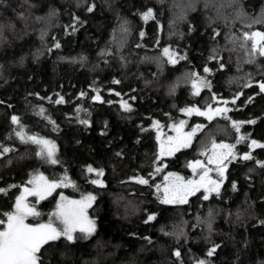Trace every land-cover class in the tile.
<instances>
[{
  "label": "trees",
  "instance_id": "16d2710c",
  "mask_svg": "<svg viewBox=\"0 0 264 264\" xmlns=\"http://www.w3.org/2000/svg\"><path fill=\"white\" fill-rule=\"evenodd\" d=\"M30 3L36 5L30 12L25 0L0 4V143L14 149L0 155V187L23 186L34 170L60 180L67 169L66 175L75 187H60L41 200L38 208L43 214L39 221L47 220L60 193L76 196L90 192L97 196L90 208L96 231L88 240L69 247L61 243L60 248L50 249L46 264H178L172 254L175 249L180 250L183 264H194L213 243L219 248L210 258L212 264H264V227L256 223L257 219H264V168L254 160L230 164L221 195L212 194L207 201L197 199L198 192L186 204H161L151 187L129 179L137 175L147 177L152 171L156 152L152 119L166 128L181 117V107L214 106L222 103L221 98L230 99L236 91H242V95L235 108L231 103L226 105L230 109L227 116L235 120L259 117L255 124L241 125L240 131L249 134L250 139L264 142V99L254 97L251 104L242 105L252 94L243 84L249 76L254 80L264 76V58L248 62L245 49L250 43L234 36L242 35L244 27L257 17L264 0ZM88 3L94 5L91 13L85 11ZM241 4L244 16H238ZM147 7L153 8L155 20L145 22L137 15ZM50 8L56 9V15H48ZM181 8L184 19L178 18ZM21 11L25 19L17 16ZM73 14L84 21L74 33L69 27ZM125 20L127 33L120 27ZM141 29L143 37L139 35ZM252 29L264 31V24H252ZM53 38L60 48H52ZM165 45L186 54L187 60H178L175 65L158 63L157 57ZM101 50L106 54L101 55ZM212 50L218 60L208 59ZM81 55L86 57L83 63L79 60ZM219 63L224 64L223 69ZM205 64L213 70L207 75L212 90L200 88L194 94L189 73L195 70L205 76ZM113 78L119 83H113ZM172 85L175 88L170 91ZM93 87L99 92H93ZM109 88L113 91L109 92ZM81 91L85 93L83 98L77 96ZM57 93L65 103L50 102ZM96 94L101 96L100 101L91 100ZM133 96L135 99H130ZM108 100L113 103L108 104ZM121 100L130 103L133 110L123 111ZM77 104L88 109L90 115L81 111L79 116L90 120V126L77 122ZM37 105L43 106L58 130H53ZM13 114L21 118L27 133L55 142L61 164L51 165L36 157V145L21 143L14 134L5 139L13 127ZM193 119L200 120L205 127L196 133L188 148L164 158L171 171L188 174L187 161L199 156L201 146L212 139L235 143L236 132L223 116L206 121L194 115ZM236 150L247 151V143L236 144ZM116 152H122V156L117 157ZM252 154L264 160V149L254 148ZM89 164L104 168V175L99 177L104 181L103 187L90 183L96 177L86 173L84 166ZM232 180L237 181L235 191L231 188ZM19 192V187H13L7 195L0 194V213L11 209ZM152 212L156 213L155 219L145 223L147 214Z\"/></svg>",
  "mask_w": 264,
  "mask_h": 264
},
{
  "label": "snow or ice",
  "instance_id": "6c2138e0",
  "mask_svg": "<svg viewBox=\"0 0 264 264\" xmlns=\"http://www.w3.org/2000/svg\"><path fill=\"white\" fill-rule=\"evenodd\" d=\"M6 0H0V4H5ZM25 3L28 4V11L30 12L32 8L36 7L35 4L30 3V0H25ZM180 8L179 5H177ZM94 5L91 3L86 4L85 11L91 13L93 11ZM15 11V9H13ZM238 16L246 15L244 12L243 5L237 9ZM49 16L56 15V9L50 8L48 12ZM140 19L147 21L149 19L155 20L154 10L151 7H147L143 11H138ZM17 16L20 19H25L24 12H17ZM179 19H184V12L181 8ZM37 20L41 17H36ZM84 23L79 16L73 14L72 23L69 26L71 32L74 33L77 29V26ZM170 25L172 21H169ZM264 24V7L261 8V12L257 17L253 18L251 24L247 25L249 28L248 31L242 33L243 40L250 43V47L245 49V54L248 58V62H253L257 57L264 58V31L252 30V24ZM9 27H12L10 24ZM121 30L124 33L128 32V22H121ZM160 24L157 21V28L159 29ZM189 32L192 31V26L189 25ZM68 31V28L65 29ZM139 35L143 37L145 35L144 31L141 29ZM43 38V34L42 37ZM158 39V38H157ZM139 47V45H137ZM241 47H245L244 44ZM52 48H60V43L55 41L53 38ZM50 51V49H49ZM215 50H212L213 54H210L208 59H219L214 55ZM106 54L104 50H101V55ZM81 63L86 60L84 55L79 57ZM178 60H187L186 54L180 52L178 49L172 48L169 45H165L161 50L160 54L157 57L158 63L166 62L168 65L177 64ZM219 68L223 69L224 64L219 63ZM212 69L205 64L203 67V73L205 76H200L197 71L192 70L189 73V82L191 84L194 94L199 93L200 88H207L209 91L212 90L211 82L207 79V75L212 73ZM155 75V74H153ZM113 83H119V81L113 78ZM231 81H229L230 83ZM253 85L255 88H253ZM175 85H172L170 91L174 90ZM243 88H248L251 90L252 94L248 95L246 99L242 101V105L251 104L254 100V97H260L264 99V76L259 80H254L251 76L243 84ZM109 92H112L113 89L109 88ZM93 92L98 93L99 89L93 87ZM34 95L39 96L38 93ZM117 96H120V93H116ZM242 95V91H236L230 99H222L223 105L232 104L233 108L236 107L238 98ZM77 96L83 98L85 93L83 91L77 93ZM41 99H49L50 97H42ZM130 99H135L131 97ZM212 99L215 101L217 99L216 94L212 95ZM92 101H100L101 96L99 94L91 96ZM54 102L57 104L65 103V99L59 93L56 94ZM3 103V101H0ZM108 104H112L113 101L108 100ZM120 108L125 112H131L132 105L127 101L121 100L119 102ZM11 107V105H8ZM38 108L39 113L42 116H45L48 122L53 126V130H58L59 126L54 120L51 119L50 115H47L46 110L42 105L35 106ZM229 108L226 106L220 107H211L206 106L201 109L196 105H190L187 107H181L179 111L185 113L186 115H191L195 113L197 116H203L208 121H211L214 116H223L225 119L229 120L232 128L236 132L235 143H225L220 141L217 143L214 139L210 141L208 145L203 147L199 151L200 157H206V161L201 159H194L187 161V168L191 169L194 173V176L183 177L176 172H163L164 181L162 184H157L153 182L149 183V180L155 173L161 172L162 169H166V163L163 158L171 157L174 153L178 152L180 149L188 148L193 141V137L196 133L202 130L204 124H194L191 126L190 130L184 131L185 120H180L178 123H169L168 127L172 130L171 135L161 136L159 130V122L155 119H152L150 127L156 128V152L154 153V159L152 161V171L147 173L145 176H133L129 177L130 180H135L141 185H147L155 189L153 193L157 200L161 204H186L188 203V198L200 193V196L197 199H202L204 201L209 200V197L212 194H215L217 197L221 195V186L224 184L226 179V171L229 168V165L233 162L240 163L243 161L254 160L255 164L264 168V160L256 158L252 152L254 148L264 149V142L258 141L256 139H250L249 134H241V125L243 124H255L256 120L259 117L250 118L247 120H235L227 116ZM76 112L77 122L84 126H90V120L84 118L81 119L79 114L84 112L85 115H90L88 109H82L79 104L76 105L74 110ZM167 115V114H165ZM151 119V117H149ZM11 125L13 126L9 136L5 139L11 138L14 136L19 139L21 143H31L36 145L35 155L38 158L43 159L46 163L51 165L61 164V160L57 155V148L55 142L44 138L38 137L36 134H29L26 132V126L21 122V118L13 114L10 117ZM105 127H107V121L104 122ZM144 128H141V131H144ZM103 130L101 135H103ZM139 142V137L137 138ZM241 142L247 143V151L238 152L236 150V144ZM79 143V141H77ZM14 149L9 145L0 143V155H4L9 152H13ZM117 157L122 156V152H116ZM85 171L88 174H95L96 178L90 180V183L103 187L104 181L99 179L104 175V168L97 167L94 168L91 164L84 166ZM253 169H249L251 172ZM35 174L29 173V179L26 181L27 186H17L14 184H9L7 187H0V194L7 195L8 191L13 187H19L20 194L15 196V202L12 205L11 209L0 213V264H46V254L50 249H58L61 246V243L65 247L77 244L79 241L88 240V238L96 231V221L95 218L90 217L87 213V209L91 207L92 202L95 200V196L91 193L82 195L80 199H70L69 197L64 196L63 193H60L59 199H56L55 207L52 212L49 213V218L46 222L38 223H29L26 222L29 217L37 218L41 215L38 209L29 204L26 201L27 196H34L36 202L44 200L47 196H50L52 192L60 187H67L69 185L75 187V183L71 181L66 173L60 179L49 180L47 177L38 171H35ZM210 173L215 174L213 178ZM231 188L233 191L237 188V181H231ZM202 190V191H201ZM156 213H148L145 219V223L154 220ZM199 219V217H197ZM256 223L264 227V219H257ZM195 227V225L193 226ZM209 231L211 230V224L209 222ZM79 233V235H77ZM166 235H172L173 233H165ZM183 235V233H180ZM148 239V237H144ZM218 244L213 243L210 247L207 248L206 253L203 258H197L194 260V264H212L210 258L214 255ZM173 256L177 258L178 264H183L181 257V252L179 249L173 250ZM64 255V253H61ZM50 264V261H49Z\"/></svg>",
  "mask_w": 264,
  "mask_h": 264
},
{
  "label": "rangeland",
  "instance_id": "374dc122",
  "mask_svg": "<svg viewBox=\"0 0 264 264\" xmlns=\"http://www.w3.org/2000/svg\"><path fill=\"white\" fill-rule=\"evenodd\" d=\"M254 25V24H253ZM249 30V28L248 27H244V29H243V31H248ZM253 30V29H252ZM234 36H236V37H238V38H240L241 40L243 39L242 38V35H234ZM220 106H226V105H223V103H220V104H216V105H214V106H211V107H213V108H215V107H220ZM227 107V106H226ZM199 108H201V107H199ZM201 109H203V108H201ZM182 115H181V117L176 121V122H174L173 124H175V123H178L180 120H185L186 121V123H185V125H184V131H188V130H190V128H191V126L192 125H194V124H203L200 120H198V119H193V116L195 115V116H197L195 113H193V114H191V115H186L185 113H181ZM203 117V116H202ZM215 117H217V116H214L213 117V119L215 118ZM206 121H208L205 117H203ZM159 130H160V132H161V136L163 137V136H165V135H171V134H173L172 133V130L167 126L166 128L165 127H160L159 128ZM38 137H42V136H38ZM44 138H47V137H44ZM155 138H156V131H155ZM48 139V138H47ZM205 143V142H204ZM217 143H219V142H217ZM226 143V142H225ZM56 145V144H55ZM204 146H201V149L203 148ZM56 148H57V146H56ZM199 155V154H198ZM164 159V158H163ZM195 159H201L202 161H206V157H200V156H196V158ZM165 160V159H164ZM192 160H194V159H192ZM165 163H166V169H162L161 170V172H158V173H155V175H153L152 177H151V179L152 180H149V183L150 184H152L153 182H155V183H157V184H162L163 183V181H164V175L162 174L163 172H165V171H167V172H175V171H171V170H169V169H167V161L165 160ZM189 169V168H188ZM40 173H42V172H40ZM176 173H178V172H176ZM33 174H35V172H33ZM179 175H181V176H183V177H185V178H187V177H190V176H194V173L191 171V169H189V173L188 174H183V173H178ZM43 175L45 176V177H47L49 180H52V179H50L46 174H44L43 173ZM210 175H212L213 176V178H215V174L214 173H210ZM145 176V175H144ZM146 177V176H145ZM28 179H29V177H28ZM27 179V180H28ZM23 186H27L26 185V182H25V184L23 185ZM63 187V186H62ZM69 187H71V188H74L73 186H71V185H69ZM77 188V187H76ZM58 189V188H57ZM57 189H55L53 192H52V194L57 190ZM76 190V189H75ZM152 190H153V193L155 192V189L154 188H152ZM202 191V190H201ZM90 193V192H89ZM19 194H20V192H19ZM18 194V195H19ZM64 194V196H66V197H69L70 199H75V200H78V199H80L81 198V196L82 195H85V194H87V193H84V194H76V196H70V195H67V194H65V193H63ZM93 196H95V200H96V198H97V196H96V194H94V193H91ZM47 197H49V196H47ZM46 197V198H47ZM45 198V199H46ZM58 199H59V197H58ZM189 199V198H188ZM95 200L92 202V205H91V207L93 206V203L95 202ZM26 201L29 203V204H31V205H34L37 209H38V211L41 213V215L39 216V217H37V218H33V217H29L28 218V220L26 221V222H29V223H38V222H46L47 220H48V218H49V213L50 212H52L53 211V209H54V207L52 208V210L47 214V220H45V221H39L41 218H42V212L39 210V208H38V203L36 202V198L34 197V196H27L26 197ZM40 202V201H39ZM91 207H89L88 209H87V213H88V215L90 216V208ZM91 217V216H90Z\"/></svg>",
  "mask_w": 264,
  "mask_h": 264
}]
</instances>
